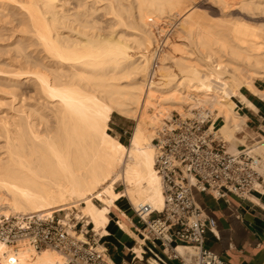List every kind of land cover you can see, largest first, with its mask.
I'll use <instances>...</instances> for the list:
<instances>
[{
  "label": "bare ground",
  "instance_id": "6f19581e",
  "mask_svg": "<svg viewBox=\"0 0 264 264\" xmlns=\"http://www.w3.org/2000/svg\"><path fill=\"white\" fill-rule=\"evenodd\" d=\"M67 1L0 0V12H6L8 3H18L17 24L24 25L18 36L1 46L13 59L0 60V64L8 60L5 68L12 66L0 67L7 73L0 80L13 81L9 82L14 86L22 75H30L35 92L44 100L24 102L23 97L14 108L16 114L0 117V214L46 217L80 201L75 217H85L103 236L110 207L120 196L154 210L163 206L149 130L163 108L184 113L185 104L202 115L204 106L213 108L222 120L217 132L230 151L237 142L247 141L245 135H236L245 126V116L235 110L233 99L254 108L241 87L264 98V89L255 84L257 78L264 79V25L235 19L233 30L215 26L203 30L200 21L186 12L176 24L177 40L158 56L157 79L143 82L152 59L145 48L155 40L146 20L177 12L181 0H134L128 6L122 0H78L72 8ZM218 2L264 14V0ZM97 10L108 17L107 22H99ZM127 12L133 13L127 14L133 25L128 23L139 31L117 33L116 25L125 23ZM100 23L106 27L102 32ZM112 108L135 118L127 145L108 130ZM249 146L264 155V137ZM118 180L123 191L114 190ZM132 249L140 254V246ZM176 249L184 250L180 245ZM10 251L0 242V264H8L4 252ZM16 255L21 264H61L59 254L50 249L35 252L21 244Z\"/></svg>",
  "mask_w": 264,
  "mask_h": 264
},
{
  "label": "built area",
  "instance_id": "2783aa9c",
  "mask_svg": "<svg viewBox=\"0 0 264 264\" xmlns=\"http://www.w3.org/2000/svg\"><path fill=\"white\" fill-rule=\"evenodd\" d=\"M175 22L158 33L150 47L152 59L146 81L154 79L158 56L166 46ZM239 111V109H237ZM216 119L192 109L174 112L162 119L154 129L151 143L153 168L160 177L163 206L154 210L147 203L130 207L141 225V257L131 249L129 260L111 259L99 243L100 235L81 218L37 214H0V242L11 251L4 252L8 264H21L16 255L19 245L35 252L50 249L59 254L61 264H224L218 255L205 246V232L214 220L202 209L196 192L221 198L228 193L248 197L252 192L264 194V158L250 146L238 143L235 150L217 132ZM221 120V118L219 117ZM71 221V222H69ZM82 237H78V235ZM184 250L179 252L177 246ZM143 255H146L143 257Z\"/></svg>",
  "mask_w": 264,
  "mask_h": 264
},
{
  "label": "crops",
  "instance_id": "0c3cea01",
  "mask_svg": "<svg viewBox=\"0 0 264 264\" xmlns=\"http://www.w3.org/2000/svg\"><path fill=\"white\" fill-rule=\"evenodd\" d=\"M258 87L262 90L264 84ZM246 97L254 108L240 102L238 113L245 116V127L254 134L253 138L264 137V98L253 94ZM114 124L125 133L123 125ZM195 197L206 215L214 220V226L205 232L207 248L214 251L224 264H264V194L252 192L248 197H239L228 193L214 198L196 192ZM108 217L107 234L100 237L101 243L111 259L127 261L132 247L140 242L137 240L140 239L141 225L131 207L121 198L110 207ZM120 222L125 226H120ZM135 264L147 263L137 260Z\"/></svg>",
  "mask_w": 264,
  "mask_h": 264
},
{
  "label": "rangeland",
  "instance_id": "374dc122",
  "mask_svg": "<svg viewBox=\"0 0 264 264\" xmlns=\"http://www.w3.org/2000/svg\"><path fill=\"white\" fill-rule=\"evenodd\" d=\"M122 1H123V3H126V5L134 2V0H122ZM127 1H129V2H127ZM67 2H68L67 5H69L68 8H72L79 1L78 0L77 1L76 0H70V1L68 0ZM67 5H65V6H67ZM6 6H7V8L5 7V10H6V12H7V14L9 16L6 14V12H0V60H4V59L12 60L13 59V58L12 59L10 58L11 57V53L9 51H5L4 50L5 48H2L1 46L4 47L8 42L12 41L13 38L16 35L18 36L21 33V31H22L21 29H23V27L21 28V26H24L21 23L17 24V22H18L17 20L20 18L19 16H21V12H20V15H19V11H21V10L17 7L18 3L12 2L10 4L8 3V5H6ZM130 6H132V5H130ZM130 6L128 7L129 9L131 8ZM129 9H128V11H129ZM177 9H178L177 12H174V13H171V14L169 13L170 15L166 14L167 16H160V17L152 16V18L146 20V22L148 23L146 28L149 26L148 29L150 30L152 37H156V35L158 33L164 32L166 27L169 25L170 22H175L177 24L178 20L186 12L188 13V15H192L197 21H200V23L202 25L199 22H198V24H200V27H202V29L203 28L206 29V27H210V26H213V27L215 26L218 29H221L223 31L233 30V28H235V23H234L235 19L236 20H241V21H247L248 23H253V24H256V25H264V14L261 13L262 14L261 15L259 13H254L255 14L254 15V14H252L253 12L251 13L250 10H248V12H246L247 10L244 11L243 8H242L243 10H241V8H240V10H241L240 11L236 7L234 8L232 6H223V5H221L220 2H218V0H181L180 6H178ZM97 11L95 12V17H97L98 20L100 19L101 21H104V19H105V22H107L106 20H108V17L106 15H104L101 10L98 11V12ZM249 11H250V13H249ZM127 14H130L129 16H131V14H133V13L132 12L131 13L127 12V13L124 14V16H126V17H124L123 21L126 24L124 23L123 25H119V26L117 24L116 25V29H115V26H113V25L112 26L115 29V31H117V30L120 31L121 30V31H124L126 35L127 34L129 35L132 32L139 31V29L134 30V28H132L131 25H133V24H132L131 21H129L132 18L130 17L131 19H129V16H127ZM250 14H252V15H250ZM256 14H258V15H256ZM195 15H196V17H195ZM100 20H99V22H100ZM19 22H20V20H19ZM111 22H113V24H114V20L111 21ZM128 22H131V25ZM176 24L173 26V30L171 31L170 37H169L170 39L166 40V45L167 46H165L163 48V50H167L169 45L174 43L177 40L178 33L175 30V28L177 27ZM208 24H209V26H207ZM100 25H101V23H100ZM103 25H105L104 22H103ZM103 25H101L102 27L100 26L101 30H99V31H101V32H102V28H103V30L106 28ZM19 28H20V30H19ZM24 29H25V27H24ZM1 33H2V35H1ZM117 33H119V32L117 31ZM26 35H29V34L27 33ZM9 36H11V37L13 36L11 38V40H9L10 39ZM8 37H9V39H8ZM152 43H153L152 41L149 42V44L147 45L145 50H147L149 52L150 51L149 49L152 46ZM2 49H3V51H2ZM131 51L135 52V48H132ZM6 52H8V53H6ZM4 53H6V54H4ZM1 54H4L5 56L1 55ZM7 54L10 55L9 58H7L8 57V56H6ZM7 61L6 60L3 61V64H0V67L1 68L2 67L5 68L6 64L4 65V63H6ZM8 67H12V66H8ZM8 67H6V68H8ZM6 74L7 73L0 72V76L1 77L2 76L5 77L4 75H6ZM22 76L19 78L17 83H13V84H16L19 87V89H18V87L16 85H14V86H16L18 91L14 90L16 88H13L14 86L10 85V82H13V81H10V80L7 81V82L10 81L9 82L10 86H9L8 83L6 82L7 79L6 80H2V79L0 80V117L1 118H3V116H7V114L8 115L9 114H14L15 113L14 108L18 107L19 103H21V101H22L21 98L23 99V97H24V99H23L24 102H27V101L28 102H31V101H33V102L37 101L38 102L39 101V103L40 102L42 103L44 101L43 99H41L42 97H40L41 96L40 93L39 92H37V93L35 92L36 89L34 87V82L32 81L33 79H29V77L31 78V76L30 75L27 76L29 80L26 79L27 77H25V75H22ZM154 79H157V78L155 77ZM143 80H145V81H143ZM143 80H142L143 82H146V77H145V79L143 78ZM255 84H256L257 87L259 85L264 84V79L257 78L255 80ZM8 86L12 87L13 89L9 88ZM20 87H21V90H20ZM258 88L260 89V87H258ZM13 90H14V92H12ZM239 90H240V92H242V93H244L246 95L249 94V95L252 96V94L249 93L243 87H241ZM28 92H30V93H28ZM29 94H31V95H29ZM26 95H28L27 98H26ZM37 98H39V99L37 100ZM34 99H35V101H34ZM18 100H20V102ZM233 100L236 101V103H237V106L235 107V110H237L238 107L240 106V102H238L236 98H234ZM16 104H18V105H16ZM204 108H205L204 112L206 114L211 115V118L216 117V113L217 112H216L215 109L212 108V110L210 111V109L207 106H204ZM192 109L198 110L196 107H190L188 109V107H186L185 104H183L181 106V110L184 113H188ZM150 110H152V109H149V111ZM110 111L111 112H110V120L108 121V130L115 138L120 140L124 145H127L128 142H129L130 136H131V132H132L133 126L135 124V118L133 116L124 115V114H122L121 112H119L118 110H116L114 108H112ZM174 112H179V111L173 109V107H171V106L167 110L164 109V108L161 110V113H159L156 116V118L158 117L157 118V121H158L157 124H156V119H155V121L153 122L152 126L149 128V130H151L150 133H152V136H153L155 127L162 122V119L164 117H167L170 113H174ZM1 118H0V122H1ZM116 122L118 124H120V125H123V129L126 130L125 133H123V132H121L120 130L117 129L116 125L114 124ZM221 123H222V120H220L219 117H218V119H216V127H218ZM236 135L240 136V137L245 135L246 138H247L246 142H237L236 145L238 143H243V144L249 146V145H251V143L255 142V140L259 139L258 137L253 138L254 134L249 132V130L245 126H243L240 130L236 131ZM251 138H253V139H251ZM1 144H2V140L0 139V146H1ZM227 147H229L228 143H227ZM0 150H1V148H0ZM252 152L256 153V154H259L262 158H264V155L259 153L257 150H252ZM113 186H114V190L123 191L124 185L121 182V180L116 181ZM119 198H121L123 200V202H125L126 205L130 207V202L127 199L126 196L122 195ZM93 201H94V203L96 205H99V206L102 205V203L96 198H93ZM80 206H81V202L77 201L74 204H70L65 211L54 212L52 215L54 217H58V218L63 219V220H67L68 218H70V220L74 221L75 218H76L75 217V213L79 211ZM66 214H67V218H66ZM82 220L85 222L86 218L82 217ZM69 222H71V221H69ZM86 228H88V229L91 228L92 229V225L87 222ZM98 235L99 234H97L96 237ZM100 239H99V243H101Z\"/></svg>",
  "mask_w": 264,
  "mask_h": 264
}]
</instances>
